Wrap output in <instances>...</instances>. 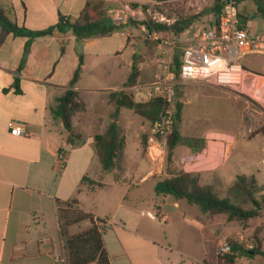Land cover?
Instances as JSON below:
<instances>
[{
  "label": "crops",
  "instance_id": "1",
  "mask_svg": "<svg viewBox=\"0 0 264 264\" xmlns=\"http://www.w3.org/2000/svg\"><path fill=\"white\" fill-rule=\"evenodd\" d=\"M99 1H104L100 2L104 8L109 1L116 3L108 13L125 2L0 0V5L11 9L10 19L19 27L37 31L56 25L60 14L76 22L88 2ZM180 1L185 2L177 3L185 13L211 16L215 0L168 2ZM163 19L168 25L176 21L165 16ZM202 23V19L190 20L189 27L174 38L188 46ZM211 24L212 20L208 26ZM104 25L108 28L110 24L106 21ZM119 32L106 36L95 34L79 42L71 29L55 30L52 35L32 42L19 72L28 39L7 34L0 27V264H58L64 241L59 236L57 200L72 199L77 200L80 210L106 223L102 236L111 264H218V247L230 236L225 230L230 222L222 215H203L185 201L156 196L154 187L165 170L156 168V163L142 152L139 138H131L135 142L134 151L127 153L126 146L121 170L102 175L93 136L103 133L110 121L114 106L109 103L108 94L112 90L83 91L76 84L86 111L73 118L74 131L83 136L74 147L67 144L68 133L62 122L51 114V107L67 89L79 64V53L83 54V73L87 67L84 50ZM185 32L187 38L181 40ZM63 42L67 45L61 54ZM78 44L82 50L77 48ZM143 67H140L141 76ZM17 78L20 93L15 88ZM124 110H120L118 120L121 126ZM11 122L22 127L25 134H11ZM201 139L205 144L202 155H205L208 141ZM178 147H182L179 152L182 163L201 154L194 153L187 145ZM60 150L65 155L62 169L58 165ZM229 157L213 172L196 170L200 183L212 185L216 190L228 188L237 175H242L225 169ZM148 213L165 214L168 219L161 223ZM89 225L86 220L74 225L71 231Z\"/></svg>",
  "mask_w": 264,
  "mask_h": 264
},
{
  "label": "rangeland",
  "instance_id": "2",
  "mask_svg": "<svg viewBox=\"0 0 264 264\" xmlns=\"http://www.w3.org/2000/svg\"><path fill=\"white\" fill-rule=\"evenodd\" d=\"M99 2L104 3V1ZM132 3L138 12L137 19L136 17L135 19L130 18L126 24L116 25L110 20L108 13V10L113 8L116 3L107 2L106 8H104L105 19L110 24L118 26L120 32L118 35L104 38L96 45L87 47L84 52L81 51L86 57L87 67L77 84L79 89L83 91L122 90L123 83L130 74L129 64L134 54L135 63L139 67L144 66L142 76L138 81L139 84L152 83L155 73L162 70L164 66L170 65L175 56H180L185 44L177 42L172 46L165 42L162 43L161 40H153L148 34L147 25L168 24L165 19L162 20L163 16L166 19L173 16L192 21L202 19L203 23L199 24L201 27L199 30H204L208 28L209 21L216 20L212 15L185 13L184 9L178 5L185 3L184 1L172 3L140 0V2ZM238 9L240 14L247 19V27L253 31L264 29V20L256 17L257 7L254 0L242 1L239 3ZM193 30L194 28L191 29V31ZM154 32L165 41L176 40L170 32L157 30ZM127 33L129 36L126 35ZM187 35V32L182 34L181 40H185ZM77 48L82 50L83 47L78 44ZM241 63L247 70L258 76V78L251 76L248 78L242 90L245 93L210 86L200 81L182 82L178 85L176 108L178 102L182 104V117L178 124L180 133L188 138H207L208 148L205 155H202V150L196 159H192L191 162L185 160L182 163L180 162L181 157H179L182 147H178L175 153V162L180 169L184 167L188 172L194 174L199 169H209L207 172H213L216 170V166H223L222 164L230 155L225 169L236 174L254 175L259 184L264 186V167L260 164L264 155V60L257 56H247L241 60ZM121 117H123L122 127L127 135L126 150L127 153H130L135 150V142L131 138H139L142 141L143 136L151 133L152 127L147 121L134 113L132 114L128 109L124 110ZM260 129H263L262 132L253 134ZM76 131H79V128H76ZM85 138H88V135ZM150 147V140L145 149L141 144L144 154L149 153ZM162 157L153 162L156 163V168L163 167L166 174V159L164 155ZM217 187L223 189L221 186ZM147 189L145 188L144 192H147ZM226 189L217 191L223 196ZM227 226L225 230H228L230 234L228 238L238 240L248 249L257 248L259 241L262 243L264 251V210L258 217L249 220L246 224L231 222ZM235 263L264 264V258L262 255H257Z\"/></svg>",
  "mask_w": 264,
  "mask_h": 264
},
{
  "label": "trees",
  "instance_id": "3",
  "mask_svg": "<svg viewBox=\"0 0 264 264\" xmlns=\"http://www.w3.org/2000/svg\"><path fill=\"white\" fill-rule=\"evenodd\" d=\"M156 2H168L171 0H154ZM225 0H215L211 10L212 16L216 19L212 22V28H216L218 17L222 10ZM237 8L239 3L244 0H235ZM257 7L256 17L264 20V0H254ZM134 8V3L131 4ZM239 11V9H238ZM11 9H5L0 5V27L5 33H12L14 36L27 37L24 47V55L19 65L20 72L24 66L25 59L30 52L32 42L39 37L52 35L55 30L64 31L71 29L77 40L89 38L92 35L106 36L119 30L118 26L110 24L105 27L104 6L100 2H88L81 13L79 20L70 22L64 15L60 14L58 23L44 30H29L19 27L10 19ZM239 15L244 18L240 12ZM174 18L173 24L159 23L147 25L148 31L170 32L173 36L183 33L190 25V20ZM130 20V19H129ZM128 20V21H129ZM209 27V26H208ZM67 42L61 45V54L65 53ZM181 56V54H180ZM180 56H175L171 63V70L178 76L181 61ZM135 54L131 63V71L126 79L122 90L111 91L108 94L109 103L114 106V111L110 115V121L103 133L93 136V146L102 167V175L121 170L124 161V153L127 140L123 127L118 123L120 110L122 108L133 111L136 115L147 121L151 127L161 120L166 110V104L161 98H153L147 101H139L136 97L134 88L139 84L141 70L134 61ZM84 64L83 54L79 53V64L68 84L67 89L57 99L56 104L51 107V114L59 119L65 131L68 133L67 144L71 147L76 146L83 136L74 131L73 118L76 114L86 111V104L81 98L79 91L75 89L82 74ZM19 79H16L15 88H18ZM182 104L177 103L175 114V124L172 132L166 138V174L157 181L154 191L156 196L163 198L170 197L175 201H185L189 206L195 207L201 214L209 217L222 215L227 222H239L246 224L249 220L256 218L264 210V186L260 185L254 175H237L232 184L226 189L223 196L214 186L200 183L199 174L186 172L180 169L175 162V149L179 145L191 147L194 153H200L205 144L201 138H188L181 135L178 124L181 122ZM260 129L253 134L262 132ZM150 138V133L143 136L142 145L145 149ZM157 139H161L157 136ZM146 146V147H145ZM59 154H63L60 150ZM86 179V178H85ZM59 215V236L64 241L62 256L65 257V264H111L109 255L105 247L102 232L94 223V217L78 208L75 199L69 201L57 200ZM90 222L89 227L72 232L71 228L83 221ZM231 249L220 253L218 264H234L242 259H251L254 256L262 255L264 251L262 243L258 241V247L253 249L245 248L243 243L232 238H227Z\"/></svg>",
  "mask_w": 264,
  "mask_h": 264
},
{
  "label": "built area",
  "instance_id": "4",
  "mask_svg": "<svg viewBox=\"0 0 264 264\" xmlns=\"http://www.w3.org/2000/svg\"><path fill=\"white\" fill-rule=\"evenodd\" d=\"M137 0H125L116 9L109 11L110 20L116 25H123L130 18L136 17L138 12L131 6V2ZM153 40H161L174 46L177 41H165L156 32L148 31ZM247 56L264 58V29L253 31L246 25V21L239 15L235 0H225L218 17L216 28L212 25L207 29L198 30L193 37V43L182 48L181 66L178 76L171 70V64L166 65L155 73L152 83L136 86V97L139 101H147L153 98H161L166 104V110L161 120L152 126L150 133L151 147L149 157L156 161L165 156L166 138L172 132L176 114V92L180 83L203 82L210 86L237 90L242 93L248 78L258 76L243 66L241 60ZM263 107V105H262ZM13 135L25 134L24 129L13 122L9 124ZM160 136L161 139H157ZM192 160H190L191 162ZM65 155H58L59 168H63ZM264 167V155L260 160ZM152 219L165 223L168 219L165 214L152 215ZM94 223L103 233L106 223L94 218ZM43 242V241H42ZM231 245L227 241L219 244L217 255L229 251ZM58 264H65V257L57 258Z\"/></svg>",
  "mask_w": 264,
  "mask_h": 264
}]
</instances>
